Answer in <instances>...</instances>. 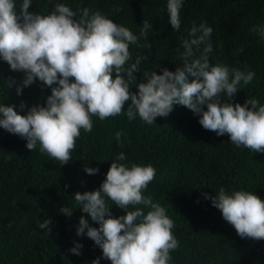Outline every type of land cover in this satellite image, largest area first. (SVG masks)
<instances>
[{"label": "trees", "instance_id": "16d2710c", "mask_svg": "<svg viewBox=\"0 0 264 264\" xmlns=\"http://www.w3.org/2000/svg\"><path fill=\"white\" fill-rule=\"evenodd\" d=\"M16 3L19 12L22 0ZM57 3L73 11L87 7L90 16L99 11L137 36L143 21L148 20L152 25L148 37L141 36L138 44L129 46V63L147 57L140 71L133 73L132 92L138 91L144 72L175 71L182 63L181 43L190 38L193 22L197 26L206 22L213 28L208 40L213 48L207 53L209 62L255 73L250 84L243 86L242 82L233 102L243 105L248 98H256L264 104V40L250 31L264 25V0H184L178 31L169 22L167 0H33L29 12L48 15ZM206 46L195 50L194 58ZM6 79L22 81L23 73L11 71L0 59V104L14 105L19 114L26 115L33 105L46 104L51 94L37 80L17 95L16 86L9 89ZM222 99L229 102L226 93ZM21 103L27 107L22 109ZM130 103L125 104V113ZM199 119L179 104L151 125L138 114L132 121L126 114L103 121L94 116L92 132L81 130L72 159L63 166L42 154L39 145L32 152L25 139L0 128V264H92L97 258L100 264H111L86 234L77 235L79 218L87 214L78 209L74 195L98 189L120 153L127 157L120 163L151 165L156 170L142 195L164 207L174 221L172 232L179 246L171 253L170 264H264V240L242 239L204 197V193L215 196L223 187L229 193L250 191L264 199V153L236 147L227 134L218 136L205 130ZM117 132L124 134L119 142ZM85 166L98 168L99 173L89 175ZM63 206L74 210L71 217L59 211ZM148 210L144 208L145 213ZM112 213L119 217L126 210L113 205ZM49 218L53 222L50 236L38 227ZM89 223L99 227L90 218ZM77 243L83 245L80 255L70 251Z\"/></svg>", "mask_w": 264, "mask_h": 264}, {"label": "clouds", "instance_id": "9594fccd", "mask_svg": "<svg viewBox=\"0 0 264 264\" xmlns=\"http://www.w3.org/2000/svg\"><path fill=\"white\" fill-rule=\"evenodd\" d=\"M32 3L22 0L18 12L16 0H0V59L11 71L23 73L22 81L6 79L9 89L15 85L17 95H21L37 80L51 89L46 104L33 105L26 115L19 114L14 105L0 104V128L25 139L28 150L33 152L39 145L42 154L63 166L72 159L81 130L92 132V117L103 121L126 114L132 121L138 114L151 125L179 104L200 116L199 123L205 130L218 136L227 134L238 148L264 153V104L256 98H248L243 105L232 99L242 90V82L243 86L250 84L255 73L209 62L207 53L213 48L208 40L213 28L206 22L199 26L193 22L190 38L181 43L182 63L175 71L164 68L162 74L144 72L138 91L132 92L130 87L136 82L133 73L140 71L147 57L129 63V46L138 44L141 36L148 37L152 28L148 20L143 21L137 36L99 11L90 16L87 7L73 11L57 3L50 14L41 15L29 12ZM183 5L184 0H167L169 22L177 31ZM250 31L264 40V25ZM202 44L207 46L199 58H194ZM225 93L229 102L222 99ZM20 107L27 105L21 103ZM123 135L117 132L116 140L119 142ZM126 159L124 153L117 156L98 189L75 193L78 209L87 214L79 218L77 235L86 234L111 264H170L171 253L179 246L172 232L174 221L164 207L142 195L156 170L151 165L133 163L129 167L119 162ZM85 171L89 175L99 173L98 168L87 166ZM204 197L242 239L264 240V199L250 191L229 193L223 187L215 196L204 193ZM113 205L126 210V215L113 216ZM138 205L143 208L135 207ZM144 208L150 210L145 213ZM59 211L69 217L74 212L66 206ZM89 218L99 227L90 226ZM52 223L49 218L38 227L50 236ZM82 248L77 243L70 251L80 255ZM92 264H100V258Z\"/></svg>", "mask_w": 264, "mask_h": 264}]
</instances>
